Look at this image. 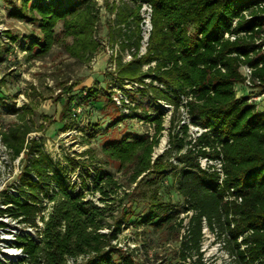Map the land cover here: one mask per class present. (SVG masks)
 <instances>
[{
  "label": "trees",
  "instance_id": "trees-1",
  "mask_svg": "<svg viewBox=\"0 0 264 264\" xmlns=\"http://www.w3.org/2000/svg\"><path fill=\"white\" fill-rule=\"evenodd\" d=\"M143 2L153 6V27L147 51L139 55ZM263 3L264 0H121L118 5L106 6L114 14L109 40L113 47L119 45L113 86L124 89L126 81L137 82L136 89L125 90L134 102L129 108L155 124L154 136L134 134L130 142L122 139L108 149L118 158L129 150L137 151L132 182L147 173L156 174L151 183H156L157 178L172 177L171 187L185 201L183 210L191 212L180 246L179 259L184 262L194 256L201 258L206 224L212 232L225 237V245L238 264H264V102L250 101L249 94L237 89L244 81L245 65L264 85ZM27 10L37 14L32 19L39 22L44 33L43 43L34 38L31 44L40 54L55 43L58 21L63 22V33L72 38L67 46L71 56L89 61L99 49L94 37L100 21L97 0H22L15 15L26 18ZM8 36L12 41L16 39L12 34ZM127 50L133 59L124 62L122 52ZM134 91L150 96L146 109L140 110ZM163 101L172 108L168 128L164 125L168 108ZM182 108L189 122L203 129L194 143L189 140L188 123L182 122ZM16 113L21 123L0 133L13 157L23 153L26 162L14 190L2 192L1 202L10 205L0 211L31 225H37L40 216L45 224L40 239L28 235L18 239L28 254L20 259L21 264H69L70 258L75 259L73 264H143L113 244L122 222L103 231L109 225L104 221L108 210L85 198L84 185L91 190L86 177L79 189L68 174L70 166L55 161L39 140H27L34 128L26 122V112L18 109ZM165 129L168 147L152 160L153 148ZM173 155L182 166L171 161ZM200 156H222V180L216 170L201 167ZM88 175L103 200L115 198L120 185L113 175L100 166ZM152 199L138 223L151 224L155 229L177 221L179 228H184V218H178L180 211L162 202L156 193ZM118 252L120 256L115 257ZM79 256L85 259L78 262ZM194 264L203 263L195 260Z\"/></svg>",
  "mask_w": 264,
  "mask_h": 264
},
{
  "label": "rangeland",
  "instance_id": "rangeland-1",
  "mask_svg": "<svg viewBox=\"0 0 264 264\" xmlns=\"http://www.w3.org/2000/svg\"><path fill=\"white\" fill-rule=\"evenodd\" d=\"M97 1L100 21L94 37L100 46L89 61H84L67 52L72 38L63 33L62 21H58L54 28L55 43L49 51L40 54L39 49L31 48L34 38L44 42L39 22L32 19L37 14L27 10V17L21 18L15 15V11L21 9L22 0H0V131L21 123L16 110L26 112V122L34 128L27 135V140H39L55 161L70 166L68 174L77 182L79 189L86 177L91 190L84 185L85 198L107 208L104 221L110 226L103 231L122 222L118 238L113 241L122 253L132 254L143 264H194L195 260L203 264H238L225 245V237L212 232L206 224L201 241V258L194 256L186 262L180 260L181 241L191 212L183 210L185 201L171 187L172 177L157 178L156 183H151L156 174L147 173L132 182L139 158L137 151L129 150L123 158H118L108 149L122 139L130 142L134 134L154 136L155 124L142 119L130 108L126 111L114 101L116 88L112 79L116 66L111 54L113 45L108 36L114 14L106 6L118 5L121 0ZM8 34L16 39L12 41ZM122 55L126 57V52ZM238 87L249 94L251 100L264 102V85L254 82L249 87ZM134 97L135 102L140 103V110L149 106L150 96L135 92ZM171 113L170 107L164 116L167 128ZM177 116L181 119V114ZM163 140L165 144L161 147ZM167 147L168 130L165 129L159 144L153 148L152 160L163 154ZM23 156L17 163L11 153L0 162V203L2 192L13 191L19 181L26 162ZM175 156L171 161L182 166L183 163ZM71 160L78 165L74 167ZM96 166L113 175L120 185L115 198L103 200L101 193L94 189L88 173H94ZM155 193L162 202L180 211L178 218H184V228H179L177 221L155 229L151 224L138 223L148 212ZM114 256L119 257L120 253Z\"/></svg>",
  "mask_w": 264,
  "mask_h": 264
},
{
  "label": "built area",
  "instance_id": "built-area-1",
  "mask_svg": "<svg viewBox=\"0 0 264 264\" xmlns=\"http://www.w3.org/2000/svg\"><path fill=\"white\" fill-rule=\"evenodd\" d=\"M264 7V3L262 4ZM152 12H153V6L149 2H143L141 4L140 8V15H141V45L139 48V55L144 54L147 51L148 44H149V37L152 31ZM229 36V34H227ZM232 39L235 38V36H231ZM133 50V49H132ZM119 52V45L116 44L111 49L112 57L114 58V64H115V58L117 57ZM133 59V54L130 51H126V57L123 56V61H130ZM155 62H152L151 65H154ZM150 65V64H149ZM149 65H145L144 67L147 68ZM244 70V71H243ZM242 72L244 74V81L242 83H239V86L245 85L246 87L254 85V82L259 83L260 81L253 77V69L245 65L242 67ZM146 81H150V79H146ZM237 85V89L240 90V88ZM139 86L137 82H129L126 81L124 84V89H120L119 87L113 86L116 91V94L114 95V101L117 103L118 106L123 107L126 111L129 110L130 106L134 105V102H132L131 97L128 95V93L125 90H132L136 89ZM250 101L251 96H250ZM256 102V101H255ZM163 104L166 108H170L171 105L167 104L163 101ZM261 104V103H259ZM184 111V120L182 122H187L189 125V140L194 143L197 139V136L201 134L203 129L199 126H195L189 122L188 114L182 108ZM191 146V144H190ZM12 150L5 144V142L2 139V135L0 133V162L7 159L8 154H11ZM23 154V153H22ZM22 154L17 157L15 160L17 163L20 162V159L22 157ZM14 160V161H15ZM199 162L202 168H208L212 170H216L221 175V180L224 177L223 172V159L222 156L220 157H211V156H200ZM0 185H1V178H0ZM1 186H0V193H1ZM10 204H3L0 203V210L6 209ZM44 212V215L47 218L48 211ZM44 221L40 218V216L37 218V225H31L30 223L21 222L20 218H15L12 215H9L7 212H1L0 211V264H21L20 259L26 258L28 256L27 252L24 250L22 246H20L17 241L22 235H28L30 237L40 239L42 237L41 230L44 228ZM85 259L84 256H79L77 258L78 262H81ZM75 262V259L70 258L68 260L69 264H73Z\"/></svg>",
  "mask_w": 264,
  "mask_h": 264
},
{
  "label": "bare ground",
  "instance_id": "bare-ground-1",
  "mask_svg": "<svg viewBox=\"0 0 264 264\" xmlns=\"http://www.w3.org/2000/svg\"><path fill=\"white\" fill-rule=\"evenodd\" d=\"M164 142H165V140L162 141V143H161V147H163V145L165 144Z\"/></svg>",
  "mask_w": 264,
  "mask_h": 264
}]
</instances>
